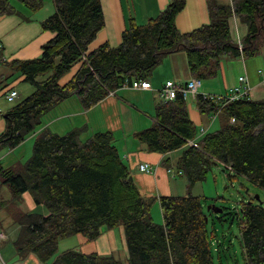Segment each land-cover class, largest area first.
<instances>
[{
  "label": "trees",
  "instance_id": "obj_1",
  "mask_svg": "<svg viewBox=\"0 0 264 264\" xmlns=\"http://www.w3.org/2000/svg\"><path fill=\"white\" fill-rule=\"evenodd\" d=\"M18 1L31 12L42 7L41 0ZM52 6L39 25L53 36L37 58L4 62L0 56L1 64L32 88L2 114L0 152L14 149L34 133L41 118L58 103L75 96L80 108L88 110L124 84L147 81L167 55L182 51L190 76L202 81L214 77L222 57L249 59L264 45V0H208V23L186 33L174 26L184 0H168L143 24L128 19L117 46L104 43L90 52L88 44L103 27L99 0H52ZM12 14L16 12L7 0H0V15ZM231 18L245 27L238 43L230 35ZM77 63L72 78L58 85ZM193 102L200 114L210 115L218 108L201 94ZM219 115L218 129L189 145L196 127L187 117L184 98L176 94L170 101L159 100L151 124L132 138L147 153L163 156L182 149L174 170L184 178L186 189L203 182L216 166L229 181L242 177L262 190V199L241 201L235 215L242 264H264V98L229 102ZM85 132L86 126L63 134L41 129L24 162L0 163V191L4 188L8 195L4 199L0 194V207L11 210L16 232L10 244L16 257L32 254L40 264H121L112 256L73 249L53 257L60 239L78 234L92 241L100 228L120 226L126 264H212L213 253L220 264L227 248L218 243L212 248L206 231L210 212H203L199 196L188 191L183 196H142L113 145L112 134L98 131L82 138ZM168 163L165 158L160 166L167 168ZM23 193L34 208L42 206L46 213L16 208ZM154 202L160 224L150 215ZM226 215L222 210L218 221Z\"/></svg>",
  "mask_w": 264,
  "mask_h": 264
},
{
  "label": "crops",
  "instance_id": "obj_2",
  "mask_svg": "<svg viewBox=\"0 0 264 264\" xmlns=\"http://www.w3.org/2000/svg\"><path fill=\"white\" fill-rule=\"evenodd\" d=\"M41 1L42 7L35 12H31L18 0H7L16 14L0 15L1 61L10 62L12 60L22 61L37 58L40 55L42 45L51 39L53 34L48 31H42L39 24L52 12V0ZM207 1L208 0H184L183 9L174 17L175 29L179 33H186L201 25L207 24ZM214 1L225 3L229 0ZM167 2L168 0H99L103 27L88 44L87 52L94 50L104 43L110 47L117 46L120 42V34L128 19H132L135 24H143L147 19L154 17L160 12ZM232 23L235 24V29L240 39L245 32V27L237 23L234 18L229 20L230 35L233 40H235V37L232 32ZM79 65L80 63H77L72 66L70 70L58 80L57 84L61 86L68 82L75 74ZM155 69L159 74V82H151L153 79L152 74ZM238 77H244L246 79L250 89L249 99L258 100L264 98V45L258 55L249 59L222 57L214 77L208 79V81H201L198 94H225L231 87L236 85L239 86L237 82ZM189 78H191V76L187 70L185 56L182 51L167 55L161 60L147 78L150 90H134L136 94H130L128 96L130 99L129 101H131L130 104L133 105V107L131 105L132 109L143 115V123L140 126L142 127L141 129L146 128L149 123L151 124L152 120L150 116L152 115L154 106L159 102L157 91L161 85L167 80L175 84H183ZM6 86H10L9 88L15 90L16 98L18 97L17 88L19 86L24 87V96L32 91V88L22 81V76H19L8 67L0 64V92L6 91L3 90ZM120 92L121 89L109 94L99 103L85 111L80 108L75 96L58 103L41 118L40 127L30 135V141L33 140L34 136L41 129L45 128L52 133L63 134L72 128L86 126V132L83 134L82 138L87 137L93 132L109 131L112 134L113 145L122 163L126 166L129 177L142 196L157 197L160 195H177L178 193H174L177 189H182L183 193L186 194L187 189L185 180H183V182H181L182 184L179 186H177L175 182L170 181V179L181 177V175L175 174L171 177L165 173V168L160 166L161 160L165 158L170 160L168 157L170 154L176 153L177 159L182 149L175 150L163 156L155 153H147L142 144L138 142V144H135V142L130 141L129 135L124 136L121 128L123 121H121L120 115L123 113L129 115V113L125 112L124 107H121V101H124V99L121 97ZM123 97L125 96L123 95ZM20 99H22V97H20ZM126 99L128 98L126 97ZM4 103L7 102L0 97V132L3 130L4 126L2 114L9 108L6 106L4 107ZM185 105L188 119L196 129H199V135H197L199 137L190 141L192 144H196V141L201 138V136L209 132L211 128H216L213 126L208 128L211 122L218 120L219 126L220 115L200 114L196 110L193 100L185 99ZM136 130L140 129H132L130 134ZM115 133H120L122 138L118 140ZM140 163H147L153 166L155 169L154 174L149 176L139 172L137 166ZM169 168H171V165ZM173 171L175 172V170ZM3 189L1 191L5 190ZM6 197H4V199H6ZM16 208L20 209L22 212L34 210V205L27 193H23L20 196ZM0 210H2V207ZM150 215L153 222H161L159 221L161 217H158L156 213L155 217L153 216L152 209L150 210ZM71 237L75 239V245L72 249L82 254L95 253L98 256L115 255L116 257L121 256L126 260L124 237L120 226L109 230L100 228L99 235L92 241H88L78 234ZM1 240L3 241L4 239ZM10 251V255H8L5 260H2L3 264H40L32 254H28L21 259L16 257L13 249Z\"/></svg>",
  "mask_w": 264,
  "mask_h": 264
},
{
  "label": "rangeland",
  "instance_id": "obj_3",
  "mask_svg": "<svg viewBox=\"0 0 264 264\" xmlns=\"http://www.w3.org/2000/svg\"><path fill=\"white\" fill-rule=\"evenodd\" d=\"M158 75H159L158 71L155 69L152 74L153 79L151 80V82H159L160 79L158 78ZM9 87L10 86H6L3 90H7ZM17 91H18V97L11 103H4L5 104L4 107L5 106L10 107L12 104L18 101L20 97L22 98L25 97L23 86H19L17 88ZM130 94H136V93L134 90L128 88H123V89L121 88L120 95L124 99V101H121L122 102L121 107H124L125 112L129 113V115L126 113L120 115V119L121 121H123V123L121 124V128L124 136L129 135L130 141H133L135 142V144H138L136 141H134L131 138V135L139 130L133 131L131 134L130 131L132 129L142 130L141 129L142 127L140 126L143 123V115L141 113H138L136 110L132 109L133 105L130 104L131 101H129L130 99L128 97ZM123 95L125 97H123ZM126 97L128 99H126ZM186 100L189 99L187 98ZM219 123H220V119H219ZM149 125L150 123L147 125V127ZM211 126L216 128H211L207 133H211L218 129V120L211 122L208 128H210ZM198 133H199V129H196L195 138L199 137L197 136L199 135ZM115 136L117 137L118 140L122 138L120 133H115ZM30 138H31L30 135L25 137L24 141L12 150H5L0 152V163L3 166H11L14 163H16V161L20 163L24 162L31 154L32 141H30ZM168 157L170 159L168 164L169 166L171 165V168L174 170L176 153L170 154ZM183 180L184 179L182 176L174 177V179H170V181L175 182L177 186L182 184L181 182H183ZM187 191L191 195L200 197V203L204 213L210 212V214L208 213L207 216L206 231L210 237L212 248H214L216 243L221 244L223 248H227L224 257L222 256L220 257V264H242L239 247L237 243V237H238L237 220H236L237 216L235 214L237 212V209L239 208V203L241 201H247V198H253L254 196H258L259 199H262L263 198L262 190L247 183L242 177L229 181L226 178L225 173L221 172L218 167L212 166L210 171L206 175L205 180L201 183H197L192 187L188 188ZM174 193H178L177 195L180 196L185 194L183 193L182 189L181 190L177 189L175 190ZM0 194L1 196L3 195L4 197L7 196V192L5 190L0 191ZM150 209H152L154 217H155V213L158 215V217H160L159 208L156 202H154L150 206ZM218 209H220L221 212L223 210V212L228 213V215H226L224 219L222 218V220L220 221H218L217 216H219L221 213H213V210H218ZM9 211L11 210H8L7 206L5 205L2 206V210H0V232L3 233V239H4L3 241L0 239V264H3L2 260H5L7 256L10 255L11 252L10 250H12L10 242L16 232V228L11 223V220L9 218L10 217ZM33 211L39 214L46 213V210L42 206L35 207ZM156 224H160V222ZM74 240H75L74 237L60 239L57 242L56 252L53 257L61 253L62 251H65L67 249H72L75 245ZM106 256H111V255H106ZM112 257L117 258V260L120 261L121 264H126L124 258H122L121 256L116 257L115 255H113ZM212 264H218V260L215 258L214 253L212 254Z\"/></svg>",
  "mask_w": 264,
  "mask_h": 264
},
{
  "label": "built area",
  "instance_id": "obj_4",
  "mask_svg": "<svg viewBox=\"0 0 264 264\" xmlns=\"http://www.w3.org/2000/svg\"><path fill=\"white\" fill-rule=\"evenodd\" d=\"M232 32H233V36L235 37V41L238 43L240 39L238 38V34L236 32L234 23H232ZM237 82L239 86L236 85L231 87L230 89H228V91L225 94L202 95V97L215 103L218 106V108L214 111L213 114L215 115L219 114L221 108L229 102L237 101L243 98H248L250 89L248 87L246 79L244 77H238ZM200 85H201V81L194 77L189 78L183 84H175L174 82L167 80L158 89L157 97L161 102H165L172 100L176 94H180L184 98V100L187 98L189 100H193L195 96L198 94V89L200 88ZM123 88H128L135 91H148L150 90V85L147 81L134 80L131 81L129 85L124 84ZM0 97H2L5 100V102L11 103L16 98V92L12 88H9L4 92H0ZM232 121L233 119H230V122ZM188 144L190 145L192 143L189 142ZM137 169L139 172L148 175H153L155 172L153 166L147 163L138 164ZM172 171L173 170L171 168H165V173L170 175L171 177L174 176L175 174L177 175L180 174L179 172H174V171L172 172ZM0 239H3L2 233H0Z\"/></svg>",
  "mask_w": 264,
  "mask_h": 264
},
{
  "label": "water",
  "instance_id": "obj_5",
  "mask_svg": "<svg viewBox=\"0 0 264 264\" xmlns=\"http://www.w3.org/2000/svg\"><path fill=\"white\" fill-rule=\"evenodd\" d=\"M253 199H254L255 201H258V196H254ZM207 209H209V208H207ZM213 213H221V210H220V209H218V210H213ZM204 221L206 222V220H204Z\"/></svg>",
  "mask_w": 264,
  "mask_h": 264
}]
</instances>
